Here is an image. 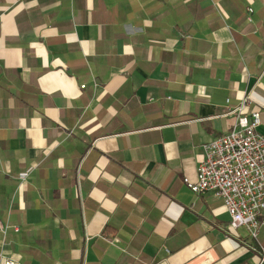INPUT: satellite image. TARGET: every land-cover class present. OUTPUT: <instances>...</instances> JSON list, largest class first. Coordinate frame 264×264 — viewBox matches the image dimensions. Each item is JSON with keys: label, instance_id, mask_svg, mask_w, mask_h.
Instances as JSON below:
<instances>
[{"label": "crops", "instance_id": "crops-1", "mask_svg": "<svg viewBox=\"0 0 264 264\" xmlns=\"http://www.w3.org/2000/svg\"><path fill=\"white\" fill-rule=\"evenodd\" d=\"M244 97L264 134V0H0V253L264 264L187 185Z\"/></svg>", "mask_w": 264, "mask_h": 264}, {"label": "built area", "instance_id": "built-area-1", "mask_svg": "<svg viewBox=\"0 0 264 264\" xmlns=\"http://www.w3.org/2000/svg\"><path fill=\"white\" fill-rule=\"evenodd\" d=\"M246 106L247 97H244L230 112L235 116L231 129L202 146L196 180L187 185L194 194L212 193L222 201L230 217V232L245 227L250 237L257 239L259 229L264 226V134L257 130L260 111L246 115ZM29 171L20 174L22 181ZM6 229L7 225L0 221V230L6 232ZM0 264L16 262L0 253Z\"/></svg>", "mask_w": 264, "mask_h": 264}]
</instances>
